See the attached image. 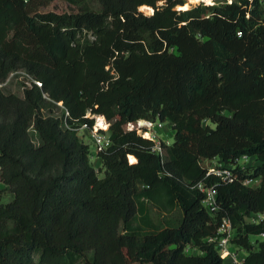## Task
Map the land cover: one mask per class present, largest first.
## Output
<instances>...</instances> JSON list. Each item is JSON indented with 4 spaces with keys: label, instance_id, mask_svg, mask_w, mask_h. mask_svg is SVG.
Masks as SVG:
<instances>
[{
    "label": "trees",
    "instance_id": "16d2710c",
    "mask_svg": "<svg viewBox=\"0 0 264 264\" xmlns=\"http://www.w3.org/2000/svg\"><path fill=\"white\" fill-rule=\"evenodd\" d=\"M97 1L56 12L0 0V82L16 69L40 81L23 95L0 86V180L13 192L0 196V264H232L205 239L224 215L245 263L264 264V219H250L264 211V0ZM87 112L111 120L103 176L72 128L92 124ZM156 117L173 129L161 153L123 127ZM244 153L232 181L205 175V159ZM198 181L215 183V212ZM149 204L178 207L179 222L159 226Z\"/></svg>",
    "mask_w": 264,
    "mask_h": 264
},
{
    "label": "built area",
    "instance_id": "2783aa9c",
    "mask_svg": "<svg viewBox=\"0 0 264 264\" xmlns=\"http://www.w3.org/2000/svg\"><path fill=\"white\" fill-rule=\"evenodd\" d=\"M15 72H22L28 77V80L26 81V86H30L32 81H35L38 85H40V81L33 79L23 69H16L11 71L8 74V77L13 75ZM7 79L8 78H6V80ZM6 80L3 82V85L6 83ZM1 85L2 84L0 82V86ZM60 102L61 101H59L58 103L61 104ZM64 113L65 115H67L68 111L65 110ZM89 115V112L84 114V116ZM163 122L164 121L159 119L158 117H156L155 119L139 118L135 121H129V124L134 126L131 128H135L137 133L152 139V150L161 153L162 143L169 142L167 138L165 139L164 137L159 136L157 132V129L163 127ZM64 123L68 125L66 122ZM108 127V124L106 127L96 126V120H93L92 124H89L87 121L84 120L81 121L79 124L72 126V128L76 130L77 134L80 135V137H83L85 134H87L91 138V144L93 147V152H91V156L96 155L99 151L106 149L112 143V140L108 133ZM128 156L129 153L127 154V158ZM250 159V156L245 153L237 157L233 162L229 163H223L219 161L216 157L205 159L207 160V163H204V165L206 166L205 175L214 174L216 176H219L223 181H232L234 179V168L237 166H239L240 168H244L246 164L250 162ZM259 182L260 178L258 176H247L242 179L243 184L250 186H255L259 184ZM196 186L203 192L202 204L204 205V207L210 212H215L219 208L215 183L205 184L204 181H198L196 183ZM250 219L253 222H258L264 219V211L253 212L250 216ZM232 233V222L229 217L224 215L219 221L216 233L207 236L205 239L214 243L215 248L218 250V253L222 258H227L229 261L232 262V264H246L245 250L231 242ZM261 234L264 235V232H262ZM185 250L188 251L189 247L187 246Z\"/></svg>",
    "mask_w": 264,
    "mask_h": 264
},
{
    "label": "rangeland",
    "instance_id": "374dc122",
    "mask_svg": "<svg viewBox=\"0 0 264 264\" xmlns=\"http://www.w3.org/2000/svg\"><path fill=\"white\" fill-rule=\"evenodd\" d=\"M223 1L224 0H206V1L204 0V1L198 2L197 0H184V2H185L184 5L177 4L174 7L181 8V6H182V7L189 8L191 6H194V5H197L200 3L201 4H212L214 2L220 3ZM226 1H231V0H226ZM85 6L91 8V9H94V10H100V8H101V6L97 0H85L83 2H74L71 0H34V2H33L34 9H36L38 11L53 10L56 12H76V11L81 10ZM150 11L151 10H149V12ZM143 12L149 13V12H146L145 10H143ZM6 78H8V79L6 80ZM6 78L1 81V84H2L1 88L3 89V91L4 92H14L18 95H23V91H24V88L26 87V81L28 80V77L22 72H15L13 75H11L9 77L7 75ZM5 80H6V83L3 85V82ZM45 111H47V109H45ZM51 112L56 114V115L62 116V108L61 107H54L51 110ZM90 115L93 116V119H94V121L96 120V124H97V116H101V115L95 114V113H92ZM104 118L106 120V123L109 125L111 123V120L107 119L106 117H104ZM102 124L99 126L104 127V120H103ZM123 127L128 128V127H134V126L130 125L129 122H127L123 125ZM30 131H31V133L32 132L34 133V131H32V129ZM157 132H158L159 136L164 137L165 139L167 138L168 141L173 140V129L171 128V126L167 120H165L163 122L162 128L157 129ZM33 137H34V135H33ZM82 139L84 140L85 143H88L91 152H93V147L91 144V138L87 134H85L82 137ZM128 159H129V156H128ZM91 161H92V163L95 164V167L98 171V174L100 176H103L104 168L99 167V164H98L99 161H98V158H96V155L91 156ZM203 163H207V160H204ZM0 196H1V201L3 203H6L13 198V192H12L11 188L1 180H0ZM149 205H150L149 206L150 207V215H151L152 219L159 224V226L168 225V224L169 225L170 224H172V225L177 224L181 218V210L178 207H176L175 209H173L170 212H162V211H158L152 204H149ZM191 251H195V250L191 249ZM90 254H91V252L89 251L87 253V255H90Z\"/></svg>",
    "mask_w": 264,
    "mask_h": 264
},
{
    "label": "bare ground",
    "instance_id": "6f19581e",
    "mask_svg": "<svg viewBox=\"0 0 264 264\" xmlns=\"http://www.w3.org/2000/svg\"><path fill=\"white\" fill-rule=\"evenodd\" d=\"M198 2H200V1H204V0H197ZM143 6H141V8L140 9H142V11L143 10H145L146 12H149V10H151V7L150 6H148V5H145V4H142ZM181 8H183L184 9V7H182L181 6ZM151 12V11H150ZM149 12V13H150ZM97 116V115H96ZM102 122H103V118L101 117V116H97V124H96V126H99V125H101L102 124ZM142 123V122H141ZM103 125V124H102ZM147 134V133H146Z\"/></svg>",
    "mask_w": 264,
    "mask_h": 264
},
{
    "label": "water",
    "instance_id": "95a60500",
    "mask_svg": "<svg viewBox=\"0 0 264 264\" xmlns=\"http://www.w3.org/2000/svg\"><path fill=\"white\" fill-rule=\"evenodd\" d=\"M184 2V1H183ZM182 2V3H183ZM162 3V1H159L157 4H161ZM182 3H180V4H182ZM145 5H148V6H150L151 7V12L150 13H148V14H151V13H153V11L155 10V7L154 6H152V5H149V4H146V3H144ZM140 9V8H139ZM178 9H182V8H178ZM140 10H142V9H140ZM61 103V102H60Z\"/></svg>",
    "mask_w": 264,
    "mask_h": 264
}]
</instances>
